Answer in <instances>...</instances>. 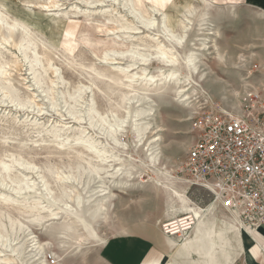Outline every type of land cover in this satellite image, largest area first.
<instances>
[{
  "label": "rangeland",
  "instance_id": "rangeland-1",
  "mask_svg": "<svg viewBox=\"0 0 264 264\" xmlns=\"http://www.w3.org/2000/svg\"><path fill=\"white\" fill-rule=\"evenodd\" d=\"M50 2L56 6H50ZM129 11L150 16L154 26L145 28ZM262 12L264 0H171L170 4L163 0H0V160L10 165L8 178L24 177L31 185L18 192L10 183L0 181V264H34L38 257L45 264H105L100 247L110 238L136 233L155 240L162 233L163 221L178 218L180 211L168 206L165 192L148 179L131 188L128 181L118 188L117 178L129 166V153L136 160L141 154L132 148L129 111L147 104L153 107L150 121L152 126H159L161 161L183 181L175 168L192 140L190 107L178 101L173 86L153 90L154 84L144 91L139 82L129 86V77H125L131 72L129 63L135 65L133 72L146 67L150 74L169 66L154 57L142 63L123 50L135 44L143 50L145 41L152 46L159 42L173 45L162 27L180 32L184 26L187 37L182 46L197 47L194 35L213 29L216 32L212 38L224 60L200 52L204 55L200 67L207 72L200 85L207 98L194 100L193 108L233 107L245 88L264 87ZM199 16L208 19L204 25H199ZM14 21L17 23L12 26ZM182 46H173V51L182 52ZM78 85L84 89L74 97ZM144 95L146 100L142 102L132 98ZM24 98L31 101L22 102ZM87 106L109 120L125 116L116 128L115 141L88 124L84 115ZM70 108L77 112L75 116L69 114ZM55 132L60 137L55 138ZM80 132L107 151L105 160L100 161L74 141L72 136ZM18 158L30 162L32 168L13 163ZM92 164L100 166L99 172L83 188L84 168ZM117 167L121 169L116 175L113 172ZM97 186L107 187L105 193L111 203L105 214L86 215L100 240L89 233L85 234L87 241L76 240L71 230L66 235L57 234L53 230L57 224L73 216L71 211L61 210V193L67 191L64 200L74 205V194L80 193L83 198L93 194V199ZM190 202L194 204L191 198ZM52 210L58 212L57 219H50ZM35 214H39L38 219L32 218ZM2 237L8 241L2 243ZM19 242L25 245L18 255L12 249ZM39 245V255L32 258L33 247Z\"/></svg>",
  "mask_w": 264,
  "mask_h": 264
},
{
  "label": "bare ground",
  "instance_id": "bare-ground-1",
  "mask_svg": "<svg viewBox=\"0 0 264 264\" xmlns=\"http://www.w3.org/2000/svg\"><path fill=\"white\" fill-rule=\"evenodd\" d=\"M187 4L188 2L182 3V5H187ZM52 5H54V2H52L50 6ZM129 12H131L132 17L135 19L134 21L138 20V23L140 22L142 26H144L145 28L150 29L151 26L153 25V18H151L150 16L143 17V16H140L139 13L136 14L134 11H129ZM261 15L264 16V12H262ZM207 20L208 19L204 18V16H199L198 18L199 25L200 26L204 25V22H207ZM1 21H2V18L0 17V22ZM16 23H17L16 21L12 22V26H14ZM184 27H182L183 29L180 32H174V31L168 30L166 27H162L165 38L169 40L170 43H173V45L168 44L166 46L165 44H163V42H159L157 44H154V46H152V44L149 41L147 42L145 41L142 44L144 47L143 50H139L137 48V44H135V47H132L131 45H129V47H127L126 50H123V51L129 53L131 57L138 58V60H140L142 63H145V64L148 63L150 58L154 57L163 66H169L167 70L159 69V71H157L156 74L155 73L150 74L148 73L146 67L142 68L140 72H133L135 65L134 63H129V70H131V72H129V75H125V77H129V86H132V83H134L133 81H136V82H139L140 84V90L142 89L144 91L149 90L150 87L154 84H155V87L153 88V90L154 89L163 90V89H167L168 87L173 86L175 89V94L178 97L177 98L178 101L182 105L184 104L186 107L188 108L190 107V112H188V115H189V118H191L192 114L195 112V108H193V101L198 99L200 96L203 98H207L205 96V92L201 89V85H200V82L205 78L207 72L205 71V68L201 69L200 60L204 58L203 57L204 55H208V54H213V58L218 59L219 61L220 60L223 61L224 59H223L221 52L218 50V46L216 45V43H214V40L212 38L213 33H215L216 31H214L211 28H207L204 34H201V33L195 34L194 40H198V44H197L198 46L191 47L190 45L191 43H190L189 44L190 47H188V45H186L187 46L186 47V46H182L183 42L186 40V37H187L186 30H185L187 28L184 29ZM146 35L150 37L151 34L150 32H147ZM9 37L11 38L10 35ZM3 39H6V37H3ZM173 46H177V47L182 46L183 51L182 52L173 51ZM200 52H203L204 55L201 54ZM27 61L30 64V58H27ZM123 69L125 68H122V70ZM83 89L84 88L78 85V88L75 91L76 92L75 94L77 95H75L74 97L78 96ZM11 93H13V91ZM144 96L145 97L132 96V98L135 99L136 102H142L146 100L145 99L146 95ZM21 101L26 103V102H30L31 100L29 101V100H26V98H24ZM76 113L77 112L75 111V109L70 108L69 110L70 115L75 116ZM153 113H154L153 107L149 104H147V106H140L139 108L132 110V112L129 111V123H130L129 131L132 137V141H131L132 148L138 149L139 151H141V154L136 156L138 157V160H136L132 158L131 154L129 153V166L125 168L122 167L123 168L122 173H121L122 176L120 174V176H118L119 178H117L118 183H119L118 188H122L123 185L126 184V182L128 181H129V188H131L133 184L137 182L147 181V179L148 181L153 182L155 185L160 187V189H162V191H164L165 194L167 195L168 206L170 205L171 207H174V210L177 211V213L180 211L181 217L178 216V218L180 217L182 219L184 218L185 215H187V216H190V218L192 219V224L190 225L189 230H181L180 231L181 234L179 235H176L174 233L177 230H172L171 234L165 233L163 231V225L169 224L174 219H177L175 218V216L170 220L163 221L160 225L162 234L173 236V237L185 236L191 230V227L194 224L193 234L194 236H197L201 233L202 225L206 223L207 219L210 218L209 216L211 215L207 213L205 214V212L202 211V208L200 205L192 204V202H190V198H189L188 190H187L188 189L187 183L183 181L182 179L177 178L176 176L172 175L166 169V167L164 166V163L161 161L159 144H158V134H159L158 127L159 126L158 125L152 126L151 125L152 123L150 121V117L153 115ZM84 115L87 117L88 124H90V126H95L97 127V129H101L103 132H105L106 136L112 139L113 141L116 140L114 136L116 128L120 127L121 124H123V122L125 121L124 120L125 116H122V117L115 116L113 117L112 120H109L104 114L100 113L97 110L90 109L89 107L85 109ZM57 133L56 132L53 133L55 138L60 137V134L59 133L57 134ZM72 137L75 142H80V144L86 150L90 151L91 153H94L95 156L99 158L100 161L105 160L107 151L103 148H99L97 142H95L92 138L87 137L84 134V132L74 134ZM67 139L68 138L65 137V140ZM56 140L57 139H54V142ZM13 163L17 164L18 166L24 167L26 169L32 168V164L30 162L24 161L21 158L15 159ZM120 165L121 164H119V166ZM136 165L138 166L137 170H135ZM9 166L10 165L8 164V162L0 160V181L1 183L2 184L4 182L10 183L13 189L18 192L28 189L31 185L27 182V180L23 179L24 177L23 178L21 177V179L20 178L12 179L10 177L8 178L7 173L9 170ZM99 169H100V166L94 165V164L89 165L88 167L84 168L83 176L85 174V180L83 183V188L84 186H86V184H89L87 182L91 176L97 175V173L99 172L98 171ZM120 169L121 168L117 167L115 172L113 173L117 175ZM144 174H147L145 179L144 177H142ZM43 187L46 193L47 192L50 193L47 186H43ZM106 188L104 186H99L98 189L96 190L97 195L93 199H92L93 194L91 193H90L91 195H88L85 198H83V196L80 195V193L74 194L72 197L73 203L76 206V208L81 207L80 208L81 210H79V212L78 210H76L74 205H67L64 198L66 199V196H68V194H67V191H63L59 197L61 199V202L63 203V206H62L63 209L61 210H65V212L66 210L71 211V213H73L72 214L73 216L72 218L70 217V219L68 217V219H64L63 222L58 223L57 224L58 227H56L53 230L57 234H61V235H66L67 231L71 230L73 235H75V238H77L76 240L84 239L85 241H87L89 237L85 236V234L88 235V233H89V236L94 237V239L100 240V238L97 237L96 232L94 231V228L92 226H89V222H87L88 219L86 218V215L88 214L89 217L90 216L95 217L96 215L98 216L99 214L102 215L108 212V209H110L111 203L107 200V195L105 193ZM82 201L84 202V205L82 204ZM172 204H175V206H173ZM211 205L213 208L214 205L213 204ZM58 216H59L58 212H55L53 210L50 211V214H49L50 219H57ZM32 218L38 219L39 214H35ZM225 218L229 222L232 223L231 225L234 226V229H236L237 231L243 232V230L238 225V222L234 220V218H229L228 216H225ZM80 226H82L85 230H87L86 231L87 233L80 232L79 230ZM87 226H89V228L91 227L90 231L87 228ZM18 228L20 229V231L23 229L21 223H19ZM173 228L174 227L170 229H173ZM219 235H220L219 230L212 229L209 232V236H211V241L213 243V248H215V246L217 245L216 239L219 237ZM6 241H8V238L2 237L1 242L6 243ZM24 245L25 244L23 242H19V244L15 248L13 247L12 251L19 255L24 250ZM40 248H41L40 245L38 247H33V250L35 252L34 254H32L31 256L32 258H35L36 256L39 255ZM36 261H34V264H45L44 261L40 259V257H38Z\"/></svg>",
  "mask_w": 264,
  "mask_h": 264
},
{
  "label": "built area",
  "instance_id": "built-area-1",
  "mask_svg": "<svg viewBox=\"0 0 264 264\" xmlns=\"http://www.w3.org/2000/svg\"><path fill=\"white\" fill-rule=\"evenodd\" d=\"M189 126L192 140L175 173L185 179L193 203L205 211L213 204L250 232L263 226L264 87L245 88L233 107L200 108ZM191 224L185 215L163 231L179 235Z\"/></svg>",
  "mask_w": 264,
  "mask_h": 264
},
{
  "label": "crops",
  "instance_id": "crops-1",
  "mask_svg": "<svg viewBox=\"0 0 264 264\" xmlns=\"http://www.w3.org/2000/svg\"><path fill=\"white\" fill-rule=\"evenodd\" d=\"M207 208L202 211L211 216L197 236L161 233L154 240L136 233L119 235L100 247V258L105 264H264V225L252 232L240 226V232L223 210L215 211L212 205ZM212 229L220 232L215 248L209 236Z\"/></svg>",
  "mask_w": 264,
  "mask_h": 264
},
{
  "label": "snow or ice",
  "instance_id": "snow-or-ice-1",
  "mask_svg": "<svg viewBox=\"0 0 264 264\" xmlns=\"http://www.w3.org/2000/svg\"><path fill=\"white\" fill-rule=\"evenodd\" d=\"M163 3L164 4H170L171 3V0H163ZM163 6V5H162ZM178 42H180V41H178ZM230 203V202H229Z\"/></svg>",
  "mask_w": 264,
  "mask_h": 264
}]
</instances>
